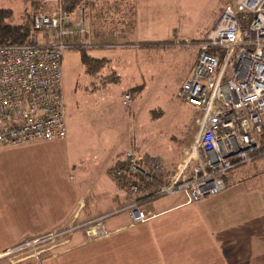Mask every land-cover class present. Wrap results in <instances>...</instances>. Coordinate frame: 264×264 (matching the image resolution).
<instances>
[{
    "label": "crops",
    "instance_id": "crops-1",
    "mask_svg": "<svg viewBox=\"0 0 264 264\" xmlns=\"http://www.w3.org/2000/svg\"><path fill=\"white\" fill-rule=\"evenodd\" d=\"M48 1L46 5L39 2L33 7L48 10L54 0ZM85 2H92L96 14L102 13L107 5L111 8L110 30L103 29V36H94L91 21L86 20L87 39L93 46L107 44L122 50L149 47L143 45L149 41L142 39L113 42V4L125 2L124 6H118L125 10H122L124 19L117 21L130 25L136 8L129 0H81L75 11L81 8L86 18ZM215 20H211V25ZM194 46L197 53V43ZM92 56L113 62V52L110 57ZM116 58L122 60L119 55ZM100 71L96 75L102 78ZM113 72L118 79L111 83H118L122 70L115 68ZM142 76L131 71L125 85L113 90V100L121 102L122 93L140 85ZM194 136L171 169H162L159 176L162 181L177 171ZM121 157H110L107 153L99 163L87 164L86 157L68 147L67 131L62 138L1 145L0 255L22 239L51 231L59 234L57 241L42 250L45 252L39 257L34 256L35 264H262L263 195L257 205L243 201L230 206L232 199H228L227 191L234 182L231 176L224 190L192 203H186L182 193L143 199L137 206L152 215L134 223L124 207L138 198L144 187L139 186L129 194L133 181L125 175L115 176L113 167ZM99 217L102 233L89 235L84 223Z\"/></svg>",
    "mask_w": 264,
    "mask_h": 264
},
{
    "label": "built area",
    "instance_id": "built-area-1",
    "mask_svg": "<svg viewBox=\"0 0 264 264\" xmlns=\"http://www.w3.org/2000/svg\"><path fill=\"white\" fill-rule=\"evenodd\" d=\"M54 2L49 10L28 12L31 30L41 33L35 43L0 45V146L66 135L61 54L93 44L87 40L82 9L69 11L63 0ZM197 46L191 72L177 94L200 111V118L177 171L162 181L160 158L147 160L131 150L112 166L116 177L151 181L130 185L129 194L144 187L138 199L124 207L134 223L152 215L137 206L143 199L182 193L185 202L192 203L224 190L223 175L234 167L253 161L264 166V0L225 5ZM131 100L132 94L124 91L121 103L129 105ZM101 218L84 223L89 235L102 233ZM58 235L46 232L14 251L53 242Z\"/></svg>",
    "mask_w": 264,
    "mask_h": 264
},
{
    "label": "rangeland",
    "instance_id": "rangeland-1",
    "mask_svg": "<svg viewBox=\"0 0 264 264\" xmlns=\"http://www.w3.org/2000/svg\"><path fill=\"white\" fill-rule=\"evenodd\" d=\"M129 1L136 8L130 25L117 21L124 19L122 10H125L118 6H124L125 2L113 4V42L142 39L160 44L124 50L107 44L86 48L91 55L110 57L113 52V62L108 61L100 74H110L115 68L122 73L117 84L108 80L105 85L100 83L99 75L85 71L80 48L62 51L61 79L68 147L86 157V163L91 165L99 163L107 153L110 157H121L126 150L132 149L138 157L160 158L159 167L168 170L198 129L200 111L177 94L197 56L194 45L208 30L211 20L217 19L223 7L235 0ZM39 2L41 0H0V7L12 11L7 23L18 24L25 21L26 12L36 10L33 6ZM83 7L87 9L86 20L91 21L94 36H103V29L110 30L111 8L108 5L98 14L92 2H85ZM27 17L30 19L29 14ZM35 33L37 37L41 35L39 31ZM118 55L122 57L120 62L116 58ZM131 71L143 74L139 82L143 87L133 95L130 106L115 102L113 90L125 85ZM231 175L234 182L227 191L228 199H232L230 206L243 201L257 205L261 195L264 199V166L260 161L234 167ZM262 221L264 236V218ZM30 239H22L6 248L0 255V264H35L34 256L39 257L45 252L40 251L42 248L57 241L25 245L14 251L16 246Z\"/></svg>",
    "mask_w": 264,
    "mask_h": 264
},
{
    "label": "trees",
    "instance_id": "trees-1",
    "mask_svg": "<svg viewBox=\"0 0 264 264\" xmlns=\"http://www.w3.org/2000/svg\"><path fill=\"white\" fill-rule=\"evenodd\" d=\"M80 4H81V0H63L64 8L69 11H75V9L79 7ZM27 14L28 13L26 12L24 22L18 24L7 23L6 19L12 15V11L9 8L0 7V45L26 44V43H35L37 41V35L35 32L31 30L30 19L27 17ZM158 43L159 42L157 41H149V42H145L143 45L152 46V45H158ZM80 49H81V62L85 67V71L96 75L103 68V66L107 63L108 60L104 57L92 56L85 50L86 48H80ZM117 79H118V75L115 72H112L110 74H106L105 76H103L100 79V83L101 84L107 83L108 80H109L108 82H113L116 81ZM141 89H142V85L140 84L130 88L127 91H129L131 94L134 95L135 93L139 92ZM231 171L229 170L227 173L223 175L226 184L228 179L231 178L232 176ZM142 181L143 183H151V181L146 182L145 179L140 178L139 180H133L132 184ZM155 182H157L156 179Z\"/></svg>",
    "mask_w": 264,
    "mask_h": 264
},
{
    "label": "bare ground",
    "instance_id": "bare-ground-1",
    "mask_svg": "<svg viewBox=\"0 0 264 264\" xmlns=\"http://www.w3.org/2000/svg\"><path fill=\"white\" fill-rule=\"evenodd\" d=\"M132 150V149H131Z\"/></svg>",
    "mask_w": 264,
    "mask_h": 264
}]
</instances>
